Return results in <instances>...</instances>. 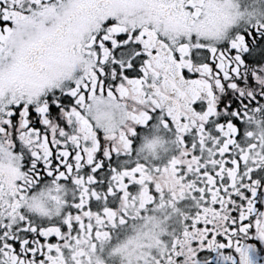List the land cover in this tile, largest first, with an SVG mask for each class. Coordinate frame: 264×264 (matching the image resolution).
I'll return each mask as SVG.
<instances>
[{"label":"snow or ice","instance_id":"1","mask_svg":"<svg viewBox=\"0 0 264 264\" xmlns=\"http://www.w3.org/2000/svg\"><path fill=\"white\" fill-rule=\"evenodd\" d=\"M0 264H264V0H0Z\"/></svg>","mask_w":264,"mask_h":264}]
</instances>
